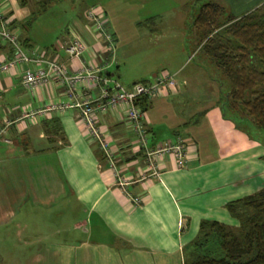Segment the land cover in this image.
<instances>
[{
  "label": "crops",
  "instance_id": "obj_1",
  "mask_svg": "<svg viewBox=\"0 0 264 264\" xmlns=\"http://www.w3.org/2000/svg\"><path fill=\"white\" fill-rule=\"evenodd\" d=\"M36 1L0 0L1 22L24 52L57 61L69 74L93 71L108 78L109 86L120 85L114 78L117 68L110 71L120 28L107 18L105 8L95 1L87 5L101 9L113 38L111 50H105L85 11L67 24L59 44L37 46L22 29ZM136 1L143 11L131 20L136 28L151 20L160 23L175 6L165 9L163 0ZM217 2L239 16L264 0ZM73 38L85 49L70 59L64 46ZM171 45L184 47L180 41ZM8 48L0 42V62L10 57ZM186 64L183 56L175 74ZM38 66L40 62L31 61L0 72V244L9 237L15 241V236L37 245L34 264H182L200 220L236 227L225 203L264 186V145L245 129L244 118L222 115L219 103L227 89L214 92L211 79L213 74L223 81L226 77L212 60L205 68L193 64L174 87L148 98L143 111L145 148L177 140L185 147L183 167L176 166L171 154L151 156L153 173L146 150L128 125L125 106L94 115L109 158L88 134L78 109L65 106L88 98L96 105L101 82L77 83L72 98L56 78L24 87L23 70ZM21 231L28 232L20 236Z\"/></svg>",
  "mask_w": 264,
  "mask_h": 264
},
{
  "label": "trees",
  "instance_id": "obj_2",
  "mask_svg": "<svg viewBox=\"0 0 264 264\" xmlns=\"http://www.w3.org/2000/svg\"><path fill=\"white\" fill-rule=\"evenodd\" d=\"M58 1L37 0L31 15ZM191 23L203 41L198 49L228 81L219 103L222 115L246 116L264 131V4L236 17L218 3L205 2ZM148 98L140 96L135 101L141 111L147 109ZM259 141L264 145V140ZM224 207L237 226L200 220L195 237L184 249L182 264H264V187Z\"/></svg>",
  "mask_w": 264,
  "mask_h": 264
},
{
  "label": "rangeland",
  "instance_id": "obj_3",
  "mask_svg": "<svg viewBox=\"0 0 264 264\" xmlns=\"http://www.w3.org/2000/svg\"><path fill=\"white\" fill-rule=\"evenodd\" d=\"M93 1L105 8L107 18L111 20V23L115 21L120 28V36L115 38L117 43L114 47V59L110 71L115 70V67L117 68L114 78L121 86L126 87L131 82L141 80L150 81L157 75H174V79L177 80L193 64H199L204 68L208 67L209 58L198 49L203 41L199 40L198 30L196 31V28L193 27L191 20L196 16L202 3L209 1L216 3L217 0H183L184 2L182 0H163V8L166 9V7L170 8L175 5L174 9L167 10L160 18H163L160 23L151 20L146 25L139 26L140 28H136L131 23L133 17L143 14V11H140L139 2L136 0H60L35 16L31 15L32 10H35L34 5L31 6V12L22 22V29L37 46L59 44L61 38L65 36L67 24L71 23L79 13H83L88 8H93L94 5L87 7ZM176 4L179 5L176 6ZM144 15H147V12H144ZM179 15H181L180 18ZM177 26L178 34L175 33ZM161 27L163 30L159 32ZM177 41L184 43L183 49L177 50V48L172 47L171 44ZM183 56L187 64L183 65L180 73L175 74L173 69ZM214 78L221 84L217 86ZM211 80V89L214 92L218 93L219 89L221 92L228 89V81L226 79L223 81L220 75L213 74ZM244 120L250 123L244 122L245 129L247 128L251 135L259 140H264V131L251 125L250 119L246 116H244ZM27 232L21 231L20 236ZM7 234L11 235L10 229ZM12 238H15V241L9 237L8 241L5 239V242L0 244V264H34L32 256L37 245H29L23 238L18 239L15 236Z\"/></svg>",
  "mask_w": 264,
  "mask_h": 264
},
{
  "label": "built area",
  "instance_id": "obj_4",
  "mask_svg": "<svg viewBox=\"0 0 264 264\" xmlns=\"http://www.w3.org/2000/svg\"><path fill=\"white\" fill-rule=\"evenodd\" d=\"M84 17L91 22L95 32L98 33L103 40L105 50H111L113 47V38L105 29L102 11L100 9L90 8L85 11ZM0 42L9 44L12 52V55L7 60L0 62V72L6 71L20 63L31 61L40 62V66L36 68L23 70L21 74V84L26 88L41 85L50 78H56L59 82H64L66 84V95L72 98L77 83L86 80L96 85L101 82V85L98 88L99 93L95 100L96 105H92V101L88 98L82 101L73 100L71 105L65 106H72L78 109V116L83 122L88 134L93 140L99 142L107 158L110 157V152L107 145L99 140L100 135L95 126L96 121L94 115L96 112L104 113L106 110L111 109L116 105H123L125 106V117L128 125L132 131L137 133L140 145L146 150V155L149 161L151 156L171 154L177 167L184 166L185 147L181 140H177L173 144H163L152 150H147L145 148V134L143 128V120L145 116L144 112L135 104V101L140 96L150 97L158 93L160 90L174 87L176 85L174 75H157L154 76L151 81L135 82L127 87H121L117 82H113V84L109 86L108 78L100 77L93 73V71L78 69L79 71L69 74L65 66L57 61L41 60L27 55V53L21 48L17 36L8 29L3 22H1V19ZM84 49V44L77 38H73L64 46V51L70 59L79 57ZM150 167L153 173L154 166L151 161ZM118 184L123 185L124 183L120 180Z\"/></svg>",
  "mask_w": 264,
  "mask_h": 264
}]
</instances>
